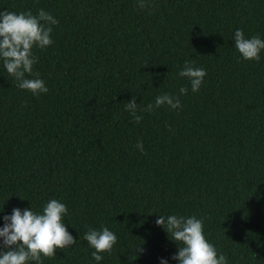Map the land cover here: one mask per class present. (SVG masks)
Listing matches in <instances>:
<instances>
[{
	"label": "trees",
	"instance_id": "trees-1",
	"mask_svg": "<svg viewBox=\"0 0 264 264\" xmlns=\"http://www.w3.org/2000/svg\"><path fill=\"white\" fill-rule=\"evenodd\" d=\"M147 2L0 0L59 20L33 49L47 93L18 88L0 60V227L56 199L76 243L43 264H179L156 220L195 215L228 264H264V51L244 60L234 41L264 39V0ZM186 61L207 72L198 92L179 76ZM163 93L182 107L138 111L140 123L125 110ZM105 226L118 242L97 262L84 236Z\"/></svg>",
	"mask_w": 264,
	"mask_h": 264
},
{
	"label": "clouds",
	"instance_id": "clouds-1",
	"mask_svg": "<svg viewBox=\"0 0 264 264\" xmlns=\"http://www.w3.org/2000/svg\"><path fill=\"white\" fill-rule=\"evenodd\" d=\"M138 7L145 9L150 7V4L147 0H138ZM58 24L59 20L44 9H40L36 15L31 10L19 14L7 10L0 11V60L3 61L8 75L17 82L18 88L28 90L36 96L49 91L38 73H34L38 58L33 49H45L50 46L53 43V26ZM234 41L244 60L261 59L264 39L259 36L246 38L244 31L237 29ZM206 75L205 69L193 67L189 61L185 62L184 68L179 72V76L188 78L193 92L200 90ZM179 91L185 95L188 88L181 87ZM164 105L170 106L171 109L182 107L178 96L163 93L155 98L154 105L150 103L143 109L139 108L133 96L127 101L125 110L130 113L134 122L140 123L143 116L137 114L138 111L150 112ZM136 147L141 152L144 151L142 141L137 142ZM67 214V206L56 199L47 202L42 214L32 208H14L11 215L3 217L5 223L0 227V264H43L42 257L52 259L58 249L74 245L76 238L64 223ZM156 224L163 226L169 237L179 244L178 252L172 257L179 264H228L226 257L222 253L218 255L216 247L206 238L203 220L195 215H160ZM84 239L95 249L92 256L97 262L103 259L101 253L111 254L118 242L117 235L106 226L102 230L90 229L85 233ZM144 252L142 245L136 249L137 256ZM161 264H168L167 259L161 258Z\"/></svg>",
	"mask_w": 264,
	"mask_h": 264
}]
</instances>
